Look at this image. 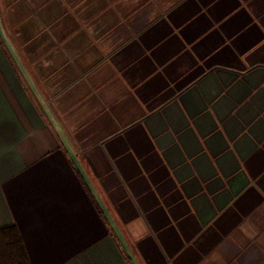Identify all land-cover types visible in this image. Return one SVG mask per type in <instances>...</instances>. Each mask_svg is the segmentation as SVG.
<instances>
[{"label": "crops", "instance_id": "obj_1", "mask_svg": "<svg viewBox=\"0 0 264 264\" xmlns=\"http://www.w3.org/2000/svg\"><path fill=\"white\" fill-rule=\"evenodd\" d=\"M0 10L141 264H264V0ZM101 210L0 46V224L32 264H132Z\"/></svg>", "mask_w": 264, "mask_h": 264}, {"label": "water", "instance_id": "obj_2", "mask_svg": "<svg viewBox=\"0 0 264 264\" xmlns=\"http://www.w3.org/2000/svg\"><path fill=\"white\" fill-rule=\"evenodd\" d=\"M0 37L2 38L4 44L6 45V48L8 49L9 53L11 54L13 60L15 61L16 65L22 72L23 76L27 80L29 86L35 93L36 97L40 101V103L45 108L48 116L50 117L53 125L55 126L63 145L65 146L66 150L68 151L71 159L73 160L75 166L79 170L80 174L82 175L83 179L85 180L86 184L90 188L92 194L94 195L96 201L98 202L100 208L102 209L103 213L105 214L108 222L110 223L114 233L118 237L119 241L121 242L123 248L127 252L129 258L131 259L133 264H141L135 255L133 249L131 248L129 242L127 241L124 233L122 232L121 228L119 227L118 223L116 222L115 218L113 217L112 213L110 212L109 208L107 207L105 201L103 200L102 196L98 192L97 188L95 187L92 179L90 178L89 174L87 173L85 167L83 166L82 162L80 161L75 148L71 144L66 132L62 128L61 124L55 117L50 105L48 104V101L43 94L41 88L39 87L36 79L34 78L33 74L31 73L27 63L25 62L24 58L22 57L20 51L18 50L17 46L15 45L12 38L7 33L3 19L2 14L0 10Z\"/></svg>", "mask_w": 264, "mask_h": 264}, {"label": "trees", "instance_id": "obj_3", "mask_svg": "<svg viewBox=\"0 0 264 264\" xmlns=\"http://www.w3.org/2000/svg\"><path fill=\"white\" fill-rule=\"evenodd\" d=\"M0 46L5 49L13 63L16 65L1 37ZM112 232L118 240V237L113 230ZM0 264H32L24 238L16 224L8 226H2L0 224Z\"/></svg>", "mask_w": 264, "mask_h": 264}]
</instances>
